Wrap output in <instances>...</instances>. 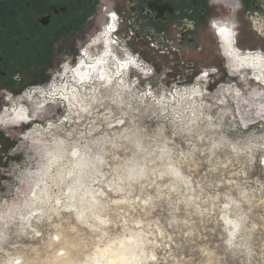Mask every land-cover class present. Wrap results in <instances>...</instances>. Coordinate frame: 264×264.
<instances>
[{
    "label": "clouds",
    "instance_id": "1",
    "mask_svg": "<svg viewBox=\"0 0 264 264\" xmlns=\"http://www.w3.org/2000/svg\"><path fill=\"white\" fill-rule=\"evenodd\" d=\"M207 4L205 35L174 24L159 70L103 0L45 78L0 88V264H264V46L241 42L264 22Z\"/></svg>",
    "mask_w": 264,
    "mask_h": 264
},
{
    "label": "flooded vegetation",
    "instance_id": "2",
    "mask_svg": "<svg viewBox=\"0 0 264 264\" xmlns=\"http://www.w3.org/2000/svg\"><path fill=\"white\" fill-rule=\"evenodd\" d=\"M184 3V17L206 27L212 11L207 0ZM102 6L103 0H0V88L19 91L45 78L57 51L54 46L59 45V51H74L75 39L92 25ZM175 6L174 0H116L120 23L113 36L118 38V29L127 23L131 34L139 32L141 24L147 31L163 29L181 11ZM245 8L264 22V0H245ZM100 20H104L103 15ZM14 72L21 73L20 84L11 79Z\"/></svg>",
    "mask_w": 264,
    "mask_h": 264
},
{
    "label": "rangeland",
    "instance_id": "3",
    "mask_svg": "<svg viewBox=\"0 0 264 264\" xmlns=\"http://www.w3.org/2000/svg\"><path fill=\"white\" fill-rule=\"evenodd\" d=\"M173 1V0H172ZM186 0H174V4H176L175 7H180L181 11H179L180 15L177 16L174 14V16L171 17L170 21L167 23L166 27L160 30H154L152 31H147L145 27L141 24L139 32L134 31L133 34L130 33L128 30L129 24L127 23V28L126 27H119L117 31V36L118 38H122L127 40V47L131 50L132 55H139L141 59H143L147 63L153 64L157 70L160 69L161 65H166L168 64V55L164 54V50L168 49L170 52L171 50L169 49L168 46V41L174 39V34L176 32V29L173 28L174 24H179V22L183 19L184 13L182 12V9H184V2ZM188 5V3L186 2ZM118 8L119 5H117ZM102 14H96L95 16V21L90 24L88 29L86 31L81 32L80 31V36L83 37L85 33H88L90 29H93L94 26L100 22H102L101 19ZM120 17V15H119ZM120 23V20H119ZM198 28V33L202 36H204V28L203 26L199 25L197 26ZM144 29V31H143ZM136 32V33H135ZM138 34V36H136ZM113 35V33H112ZM197 33H192V32H182L180 33V40L182 43L186 45H192L193 44V37L196 36ZM151 37V39H149ZM205 38L208 40V47L206 49L205 54L202 56L201 60L198 61L199 63H204V62H210L213 57V52H214V42L212 41L211 37L205 36ZM242 45L244 46H251V47H257V46H264V39H260L255 35V33L245 31L244 35L242 37ZM153 43L157 44V47H152L151 45ZM173 56L175 54L173 53ZM179 58H177L178 61ZM175 71H180L179 65L177 63V67L174 69Z\"/></svg>",
    "mask_w": 264,
    "mask_h": 264
}]
</instances>
